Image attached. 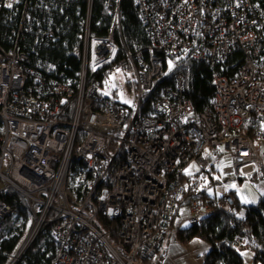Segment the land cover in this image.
<instances>
[{
    "label": "built area",
    "instance_id": "obj_1",
    "mask_svg": "<svg viewBox=\"0 0 264 264\" xmlns=\"http://www.w3.org/2000/svg\"><path fill=\"white\" fill-rule=\"evenodd\" d=\"M102 1L112 17L109 29L104 36L93 31L94 0H87L83 31L72 48L80 70L66 77L36 69L23 43L25 35L35 43L43 36L56 39L63 10L42 12L45 0H0V18L20 12L15 43H0V243L5 221L17 215L2 197L5 191L21 193L31 214L6 264H19L48 225L58 245L54 264H160L181 225L199 223L215 209L212 199H194L202 186L216 184L222 193L216 204L237 213L226 187L252 183V174L264 171L250 135L253 122L264 119V9L254 0H134L152 43L148 53L136 46L117 58L122 0ZM238 49L245 61L233 75L214 74L215 93L204 111L196 113L186 97L182 73L144 101L164 55L216 65ZM116 69L133 75L131 106L103 96L98 79L89 76ZM257 133L264 136V128ZM225 153L230 163L222 166ZM74 159L85 163L78 173L80 197L71 182ZM192 163L198 170L187 174ZM247 167L254 169L249 175ZM182 205L190 214L186 220ZM107 221L117 223L116 239L104 228ZM235 240L245 243L246 237Z\"/></svg>",
    "mask_w": 264,
    "mask_h": 264
},
{
    "label": "trees",
    "instance_id": "obj_2",
    "mask_svg": "<svg viewBox=\"0 0 264 264\" xmlns=\"http://www.w3.org/2000/svg\"><path fill=\"white\" fill-rule=\"evenodd\" d=\"M254 1L264 9V0ZM52 7L58 13L63 10L55 24L59 30L56 34L57 38L43 36L35 43L31 35H25L23 43L27 47L24 50L31 56L36 69L47 68L52 72L63 71L66 77H76L80 70V60L74 56L72 48L79 42V34L83 31L82 20L87 12V0H45V5L41 9L42 12H49ZM121 9L123 34L117 39L121 47L117 58L123 57L122 54L124 55L126 49L134 51L136 46L148 53L147 49L152 43L150 33L140 19L134 0H122ZM19 18L20 12L16 11H9L0 18V43L5 48L15 43L16 36L12 30ZM111 21L112 17L106 11L103 1L94 0L91 21L93 31L99 36L106 35ZM163 60L162 72L155 79L152 89L146 93L144 101L150 103L160 95L165 85L174 82V76L177 73H182L185 76V95L192 102L195 112L200 113L209 106L215 93L214 74L218 72L233 75L245 61V56L242 50L238 49L231 53L225 63L216 65L207 61H198L191 55H164ZM89 76L97 78L99 85L103 84L104 78L108 77L102 70H91ZM127 83L134 86L133 82ZM253 123L255 125L251 126L250 135L255 140L259 137L257 130L264 128V119ZM84 165L82 160L74 159L72 162V188L79 197L82 185L78 180V173ZM258 177L264 178V171L260 175L252 174V180ZM241 183L244 182L241 181ZM204 193L203 196L206 198ZM228 193L234 197L237 211H245L243 216H239L238 212L231 213L216 204L222 197L216 192L211 197L215 202V209L203 214L199 223L184 224L179 230L178 241L187 244L198 237L210 244L211 249L205 255L203 264H245L244 250H250L253 253L251 264H264V198L254 203L244 204L238 195L237 188L229 189ZM2 197L17 210L15 217H10L5 221L3 230L6 237L0 243V264H6L10 255L23 240L31 223V214L25 198L17 190L8 189ZM244 224L249 228L247 232H245ZM104 228L112 230V239L117 238L118 225L116 222L107 221L104 223ZM241 235L246 237V242L238 244L235 239ZM57 252L58 245L52 235V225H48L19 264H54Z\"/></svg>",
    "mask_w": 264,
    "mask_h": 264
},
{
    "label": "rangeland",
    "instance_id": "obj_3",
    "mask_svg": "<svg viewBox=\"0 0 264 264\" xmlns=\"http://www.w3.org/2000/svg\"><path fill=\"white\" fill-rule=\"evenodd\" d=\"M134 78L129 69H116L114 70L111 75H108V77L104 78L103 84L99 85L100 93L105 97L115 98L122 103L127 104L128 106H131L134 104V101L136 99V90L134 86L128 84L127 82H133ZM262 140L264 141V137H258L254 140L256 147L258 148L262 158L264 159V147ZM225 157L222 163V166H226L230 163V157L228 153H225ZM251 169V170H250ZM198 170L197 164L192 163L187 169V174H195ZM252 171V167H248L244 169L245 173H249ZM242 179V178H241ZM264 180V178H263ZM242 181V180H241ZM215 185L206 184L202 186L201 188V197L194 198V199H200L203 198L206 199H212L216 192L220 193V191H216ZM253 183H243L242 189L237 188L238 193L240 195L242 194L246 198L250 200V202H257L259 199L258 190L257 188L252 186ZM229 189H235L233 187H228L225 190L228 192ZM224 190V191H225ZM204 191H206L204 193ZM203 193L205 194L206 198H204ZM208 194V195H207ZM222 195V193H220ZM192 197L188 196L187 200L190 201ZM252 200V201H251ZM187 203V201H186ZM181 212H183L182 218L186 220L190 217V214L187 209V205H182ZM179 224V223H178ZM184 225V223L181 225V227ZM181 229V228H180ZM243 255L245 257V264H251V260L253 259V253L250 250H244Z\"/></svg>",
    "mask_w": 264,
    "mask_h": 264
},
{
    "label": "crops",
    "instance_id": "obj_4",
    "mask_svg": "<svg viewBox=\"0 0 264 264\" xmlns=\"http://www.w3.org/2000/svg\"><path fill=\"white\" fill-rule=\"evenodd\" d=\"M264 137V136H262ZM261 137V138H262ZM263 147L264 141L262 140ZM248 168V167H247ZM251 170V169H250ZM252 171L246 174H251ZM253 187L257 188L258 190V199L264 198V180L263 177H258L256 180H252ZM243 186V184H242ZM242 186L240 189H242ZM238 192V190H237ZM242 203L250 204L254 202H250L248 198L243 196L242 194L238 193ZM259 199V200H260ZM258 200V201H259ZM252 201V200H251ZM167 254L162 259L160 264H203V260L205 255L211 249L210 244L204 241L201 238H194L187 244H182L178 240L171 239L167 242Z\"/></svg>",
    "mask_w": 264,
    "mask_h": 264
},
{
    "label": "snow or ice",
    "instance_id": "obj_5",
    "mask_svg": "<svg viewBox=\"0 0 264 264\" xmlns=\"http://www.w3.org/2000/svg\"><path fill=\"white\" fill-rule=\"evenodd\" d=\"M13 5L12 4H8L7 7L11 8Z\"/></svg>",
    "mask_w": 264,
    "mask_h": 264
}]
</instances>
